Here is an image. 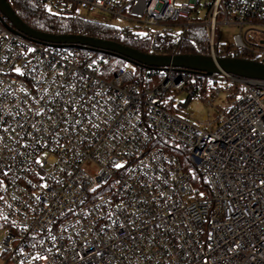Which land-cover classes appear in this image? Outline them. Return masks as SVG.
Here are the masks:
<instances>
[{
    "label": "built area",
    "instance_id": "2783aa9c",
    "mask_svg": "<svg viewBox=\"0 0 264 264\" xmlns=\"http://www.w3.org/2000/svg\"><path fill=\"white\" fill-rule=\"evenodd\" d=\"M38 1L145 54L175 56L159 52L203 26L197 55L264 61V0ZM224 26L239 34L216 51ZM195 101L215 115L193 119ZM167 142L189 151L200 184ZM0 236L2 264H264V80L115 70L106 52L35 41L0 14Z\"/></svg>",
    "mask_w": 264,
    "mask_h": 264
},
{
    "label": "trees",
    "instance_id": "16d2710c",
    "mask_svg": "<svg viewBox=\"0 0 264 264\" xmlns=\"http://www.w3.org/2000/svg\"><path fill=\"white\" fill-rule=\"evenodd\" d=\"M15 13L21 20L30 28L55 36L64 35H80L101 39L104 41H112L124 46L136 49L142 53L148 52V45L132 40L127 36H123L118 30L95 24L89 21H84L74 17H60L53 15L43 9L38 0H7ZM1 14V13H0ZM193 41H196L200 48L207 52L209 51V41L206 30L203 26H192L189 30L187 40L177 43L170 42L164 49L160 50L161 55H197L199 54ZM218 42L216 39V51H219ZM242 58L241 56H237ZM109 67L117 69L122 64L126 63L124 59L108 54ZM166 150L175 155L183 165L184 170L192 174V182L200 184L198 173L192 167L189 160V151L181 146L166 143Z\"/></svg>",
    "mask_w": 264,
    "mask_h": 264
},
{
    "label": "water",
    "instance_id": "95a60500",
    "mask_svg": "<svg viewBox=\"0 0 264 264\" xmlns=\"http://www.w3.org/2000/svg\"><path fill=\"white\" fill-rule=\"evenodd\" d=\"M0 13L1 19L8 29L46 44L83 46L91 50L106 52L129 63L148 67L166 68L172 66L202 72L207 75L225 72L244 78L264 80V61L256 62L242 58H223L214 61L211 57L203 55H149L112 41L80 35L55 36L38 32L21 20L7 0H0Z\"/></svg>",
    "mask_w": 264,
    "mask_h": 264
},
{
    "label": "rangeland",
    "instance_id": "374dc122",
    "mask_svg": "<svg viewBox=\"0 0 264 264\" xmlns=\"http://www.w3.org/2000/svg\"><path fill=\"white\" fill-rule=\"evenodd\" d=\"M190 0H176V5L180 6L181 4L189 3ZM82 15L89 19H99V15L93 12H88L86 10L80 11ZM118 25H125L126 22L118 20L115 21ZM239 34V29L235 26H224L218 27L216 39L218 45L231 49L234 46V37ZM259 36H255L257 40ZM228 103L227 96L223 93L216 101H214L215 107H225ZM216 113L215 108L205 105L202 101L193 102L192 106L186 110V114L190 115L193 119L197 121H202L207 116H214ZM1 240V236H0ZM1 254V251H0ZM0 264H2L0 259Z\"/></svg>",
    "mask_w": 264,
    "mask_h": 264
},
{
    "label": "snow or ice",
    "instance_id": "6c2138e0",
    "mask_svg": "<svg viewBox=\"0 0 264 264\" xmlns=\"http://www.w3.org/2000/svg\"><path fill=\"white\" fill-rule=\"evenodd\" d=\"M116 167H121V165H116Z\"/></svg>",
    "mask_w": 264,
    "mask_h": 264
}]
</instances>
